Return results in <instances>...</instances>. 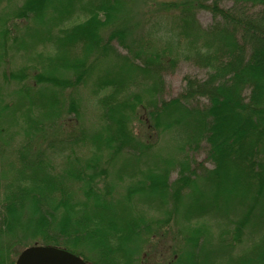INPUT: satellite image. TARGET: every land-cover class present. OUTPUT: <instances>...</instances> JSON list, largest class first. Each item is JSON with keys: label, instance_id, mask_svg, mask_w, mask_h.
<instances>
[{"label": "trees", "instance_id": "obj_1", "mask_svg": "<svg viewBox=\"0 0 264 264\" xmlns=\"http://www.w3.org/2000/svg\"><path fill=\"white\" fill-rule=\"evenodd\" d=\"M221 1L150 0L148 29L135 22L136 30L125 19L128 5L122 0H25L15 15L37 22L38 18H46L45 12L53 10L56 16L43 19L39 27L48 22L61 23L59 35L53 34L54 29L45 32L47 43L54 45L52 49L61 51L54 56L55 61L61 62L67 49L78 50L71 63L64 60L75 73L72 79L37 76L38 82L77 86L96 70L92 88L106 122L105 135L97 139V144L113 155L133 157L148 149L131 132L129 121L135 107L143 103L144 93L155 96L158 102L161 75L172 71L176 64L173 50L167 47L176 45L177 56L182 51L186 54L178 58L196 60L205 68L204 80L187 76L181 95L163 102L160 108L154 104L149 116L152 124L159 126L158 116L160 119L163 109L181 108L182 115L188 118L183 116L176 122L182 124L183 130L188 129V148L190 140L195 145L204 141L214 167L206 169L197 164V172L189 163L181 165L172 183L168 182V169L162 174L152 173L138 182L140 187L134 192L141 193L154 206L166 200L178 205L191 194L190 206L184 211L191 215L188 221H216L219 232L215 239L208 223L194 227V236L188 241L192 250L185 253L187 264H264V0H233L228 8L221 7ZM254 1L257 3H250ZM256 4L263 9L253 13L248 6ZM201 9L212 16L207 29H201L196 20ZM116 21L117 27L102 38L98 25ZM139 29L142 34H136ZM138 36L150 40L143 46L139 44L136 51L132 43ZM202 36L206 41H199ZM113 41L127 52L126 56L112 48ZM110 50L122 61L124 73L111 76L99 68ZM90 55L93 61L89 63ZM135 74H141L144 82ZM23 78L26 74L21 72L20 79ZM27 94L30 107L41 105ZM198 99L207 100L204 107L189 106ZM71 111L76 114L75 109ZM25 121L33 133L37 124L32 119ZM43 155L42 151L34 156L21 152L17 172L2 189L0 238L12 235L5 244L0 240V264H14L13 255L30 246L23 239L16 240L23 213L27 215L25 222L33 226L30 233L39 236L40 244L64 249L88 262L77 248L89 241L91 249L98 251V258L87 264H130L127 243L140 240L148 227L144 219L115 213L120 204L112 200L108 187H96V178L107 175L105 167L91 163L77 170L57 172ZM237 213L231 220V215ZM221 222L227 228L220 232ZM96 237L102 240L96 242Z\"/></svg>", "mask_w": 264, "mask_h": 264}, {"label": "rangeland", "instance_id": "obj_2", "mask_svg": "<svg viewBox=\"0 0 264 264\" xmlns=\"http://www.w3.org/2000/svg\"><path fill=\"white\" fill-rule=\"evenodd\" d=\"M0 1V198L4 185L12 181L11 178L20 166L21 160L18 155L21 152L34 156L42 151L43 159L50 163L57 172L64 171L66 168V170L70 168L77 170L91 163L100 168L105 167L107 175L96 178V187L99 189L103 186L108 187L112 200L120 204L116 205L120 209L115 210V213L118 212L127 218L144 219L148 227L147 233L139 236L140 240L127 243L126 250L130 253V264H187L188 259L185 258V253L192 250L188 241L194 236V227L208 223L207 226L210 225L212 228V235L215 239L219 232L216 221L200 219L198 224H194L191 220L188 221L191 215L187 216L184 211L190 206L191 194L184 196L183 201L178 205L166 200L165 203L159 201L154 206L149 204L141 193L134 192V188L145 177L162 174L167 169L168 182L172 183L178 177L180 166L187 163L197 172L199 171L197 164H201L206 169L214 167L208 159V145L204 141L195 145V142L190 140L189 147L191 148H188L185 134L188 129L183 130L182 124L176 122V119L183 118V116L188 118L182 115L181 108H176L174 111L163 109L160 119L158 116L159 126H154L149 116L154 104L160 108L163 102H169L181 95L187 76L204 80L207 77L206 69H203L196 60L178 58L186 54L182 51L180 56H177L176 45H172L171 48L167 47L168 50H173L171 55L176 59V64L172 71L161 75L163 82L162 89L157 96L158 102L155 96L150 97L141 91L143 103L135 107V112L130 116L129 121L131 132H134L138 140L146 144L148 149L144 154L133 157L123 153L113 155L107 148L103 149L102 144L99 142V145L97 144V139L105 135L106 122L103 117V108L97 102L98 95L92 88L97 79L96 70L89 73L83 79L84 83L77 86L60 87L37 81V76L49 75L66 81L72 79L75 74L71 68L66 66L67 62L65 64L64 60L71 63V59L78 55V50L76 48L67 49L61 62H57L54 56L61 51L53 50L54 45H50L46 40L45 32L54 29L53 34H57V28H61V23L54 21L53 25V22H48L47 26L39 27L43 19L49 20L48 16L52 19L56 13L48 10L45 12L46 18L42 20L38 18L37 22L34 19L28 21L15 15L25 0ZM122 1L128 5L125 19L132 22L129 26L133 28L138 26L139 22L142 26L144 25L145 29H148L146 20L149 14L146 13L151 5L150 0ZM232 5L233 0L220 2L221 7L228 8ZM248 8H251L250 10L254 13L262 10L263 6L256 4ZM196 20L201 29H207L212 24L211 13L201 9L196 15ZM117 22L105 26L98 25L101 37L106 38L117 27ZM136 34H142V31L139 29ZM140 38L142 40L138 42ZM149 40H146L144 36L133 37L132 47L138 51L139 44L143 46ZM199 41H206V37L202 36ZM111 45L117 53L127 55V52L115 41ZM89 57L90 63L93 58L91 55ZM122 64V61L115 58L110 50L98 66L102 68V72L114 76V74L123 72ZM136 64L139 63L136 62ZM21 72L26 74V78L20 79ZM134 76L144 82L141 74ZM133 88L138 90L135 86ZM27 92L33 101L38 99L36 103L40 102L41 105L35 104L30 107L26 99ZM152 100L153 104H151ZM206 103V99H198L189 103V106L201 108ZM72 109H75L76 114L71 111ZM25 118L32 119L37 124L38 127L33 133ZM130 192L132 193L129 194ZM237 215L238 213L232 214L231 220H235ZM20 216L22 223L21 227L16 230V240L23 239L28 245H43L38 243V235L30 233L33 226L25 222L27 215L23 213ZM223 223L221 222L220 232L227 228V225ZM12 233L15 234V229ZM10 235L12 234H3L0 238L1 242L5 244ZM96 239L102 240V237H96ZM96 242L99 241L96 240ZM77 251L83 253V256L91 263L98 258L95 254L98 251L91 249L89 241H84ZM18 256L13 255L14 261Z\"/></svg>", "mask_w": 264, "mask_h": 264}, {"label": "water", "instance_id": "obj_3", "mask_svg": "<svg viewBox=\"0 0 264 264\" xmlns=\"http://www.w3.org/2000/svg\"><path fill=\"white\" fill-rule=\"evenodd\" d=\"M14 264H87L76 254L55 246L30 245L20 251Z\"/></svg>", "mask_w": 264, "mask_h": 264}]
</instances>
